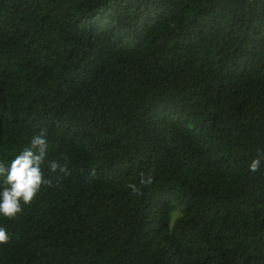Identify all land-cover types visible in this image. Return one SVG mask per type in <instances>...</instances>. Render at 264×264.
<instances>
[{"label":"trees","instance_id":"1","mask_svg":"<svg viewBox=\"0 0 264 264\" xmlns=\"http://www.w3.org/2000/svg\"><path fill=\"white\" fill-rule=\"evenodd\" d=\"M41 129L0 264H264V0H0V161Z\"/></svg>","mask_w":264,"mask_h":264},{"label":"clouds","instance_id":"2","mask_svg":"<svg viewBox=\"0 0 264 264\" xmlns=\"http://www.w3.org/2000/svg\"><path fill=\"white\" fill-rule=\"evenodd\" d=\"M47 132L41 129L39 134L34 135L28 146L11 160L10 164L0 161V216L13 219L22 214V205H30L38 195L42 186H50V181L45 179L42 171V163L45 160L49 143L46 139ZM264 163V152L258 151L256 158L249 164L250 173L260 170ZM52 172L57 170L66 171L57 161L49 163ZM152 177L142 176L141 185L152 183ZM128 188L137 193L139 188L136 184L130 183ZM10 240L7 230L0 226V244H5Z\"/></svg>","mask_w":264,"mask_h":264}]
</instances>
